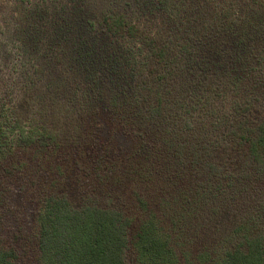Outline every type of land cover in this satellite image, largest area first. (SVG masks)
<instances>
[{
	"label": "rangeland",
	"instance_id": "1",
	"mask_svg": "<svg viewBox=\"0 0 264 264\" xmlns=\"http://www.w3.org/2000/svg\"><path fill=\"white\" fill-rule=\"evenodd\" d=\"M187 1L182 8L176 4L164 9L156 5V0H0V109L9 110L11 124L42 134L48 131L51 147L67 164L56 163L57 174L69 179L75 171L79 175L86 171L88 176L82 160L94 149L93 142L101 138L106 145L111 140L107 132L98 138L93 136L100 119L109 130L137 134L127 125L130 123L115 115L116 100L121 97L137 110L144 101L156 99L158 91L172 101L175 111L185 105L182 99L187 95L195 100L194 105L181 109L189 112L186 118L173 115L160 134L152 131V137L160 141L177 132L174 128L179 118L184 120L179 126L189 138L213 135L224 146L228 144L224 141L230 139L225 133V113L240 110L245 123L264 122V36H259L264 34V24L260 29L254 22L259 37L249 35L242 39L246 42L242 46V34L228 31L219 19L225 6L237 12L240 0ZM242 1L264 18L260 6L264 0L258 4ZM112 13L125 15L144 33L175 48L182 64L173 65V70H162L155 62L149 64L153 55L147 46L136 39L113 36L107 30L104 18ZM237 19L242 17L238 15ZM185 35L195 39L197 45L186 42ZM237 48L243 50L240 58L234 55ZM199 57L205 72L196 67L190 70ZM236 73V77L231 76ZM117 87L122 88V94H118ZM96 100L97 105L93 103ZM37 156L38 152L22 146L7 174L8 180L14 182L6 184L3 214L9 221L4 226L5 239L16 249L20 264H35L34 214L29 207L37 202L32 191L37 183L35 171L28 164ZM73 156L79 157L77 164H73ZM17 176H29L27 189L20 180L15 181ZM76 183L75 188L80 189L79 179ZM164 189L153 188L151 198L157 200L160 192L171 188ZM11 190L19 194L12 196ZM243 198L227 196L224 206L205 210L209 215H204L205 220L198 222L194 231L198 250H203L209 241L225 238L236 226L233 220L250 212L258 202Z\"/></svg>",
	"mask_w": 264,
	"mask_h": 264
},
{
	"label": "trees",
	"instance_id": "2",
	"mask_svg": "<svg viewBox=\"0 0 264 264\" xmlns=\"http://www.w3.org/2000/svg\"><path fill=\"white\" fill-rule=\"evenodd\" d=\"M240 2L237 12L225 6L219 19L228 31L242 34L239 44L244 46L242 39L257 36L254 22L260 28L264 18ZM258 3L259 0H253V4ZM176 4L182 8L188 1L156 0V5L164 9ZM263 4L260 6L264 10ZM238 15L242 19H237ZM104 24L111 35L136 39L147 46L153 55L149 64H160L162 70H173V65L182 64L175 48L144 33L125 15L112 13L104 18ZM185 37L186 42L197 45L191 36ZM234 55L242 57L243 50L237 48ZM200 63V57L196 58L190 70L196 67L205 72ZM186 73L191 75L189 70ZM231 76L236 77L237 73ZM117 88L118 94H122V88ZM158 93L152 102L144 101L139 110L126 103L124 97L116 100L115 115L130 123L127 125L136 129L137 134L109 130L100 119L93 136L110 133V142L103 145L101 138L93 142L89 157L81 158L88 176L86 171L81 175L75 171L69 179L57 174L55 164H67L51 147L48 131L42 134L21 124H11L9 110L0 109V264H20L16 249L5 239L4 226L9 218L3 214V207L6 184L14 182L8 180V170L22 146L39 153L28 164L35 171L37 183L32 190L37 202L29 207L34 214L35 264H264V122L245 123L240 110L225 113V133L230 139L224 141L228 143L224 146L213 135L189 138L180 128L184 120L179 118L174 128L177 132L166 140H155L152 131L160 134L161 127L167 128L173 115L186 118L184 115L189 112L181 109L195 104L190 96L181 97L185 105L175 111L172 101L161 91ZM96 102L93 103L97 105ZM71 159L77 164L79 157ZM16 178L13 180H20L27 189L29 176ZM76 179L82 184L80 189L74 186ZM156 186L171 189L160 192L153 200L152 189ZM11 191L12 196L19 194ZM227 196L258 202L250 212L233 220L236 226L226 229L229 231L225 238L209 241L203 250H198L194 244L196 224L209 215L206 209L224 206Z\"/></svg>",
	"mask_w": 264,
	"mask_h": 264
}]
</instances>
